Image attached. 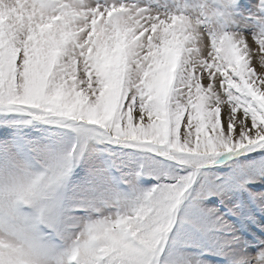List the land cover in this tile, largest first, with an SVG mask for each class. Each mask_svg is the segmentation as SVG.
Instances as JSON below:
<instances>
[{"label": "snow or ice", "instance_id": "1", "mask_svg": "<svg viewBox=\"0 0 264 264\" xmlns=\"http://www.w3.org/2000/svg\"><path fill=\"white\" fill-rule=\"evenodd\" d=\"M234 2L212 11L207 0H0V115L129 148L110 153L118 175L108 179L157 181L128 197L64 193L39 207L33 230L75 237V264H208L209 254L264 264V222L253 218L259 235L250 247L227 219L232 208L204 204L234 178L193 188L220 155L264 149V0L250 14V35L228 27L240 23ZM46 149L13 133L0 159ZM252 169L239 187L264 176V157ZM18 216L9 201L0 227L15 231ZM0 264L16 260L0 254Z\"/></svg>", "mask_w": 264, "mask_h": 264}, {"label": "rangeland", "instance_id": "2", "mask_svg": "<svg viewBox=\"0 0 264 264\" xmlns=\"http://www.w3.org/2000/svg\"><path fill=\"white\" fill-rule=\"evenodd\" d=\"M256 2L257 0H237L235 9L240 23L229 25L230 30L239 31L244 35H250L254 31V25L249 17L255 10ZM26 119L30 118L11 114L8 117L0 115V142L5 141L13 133H17L27 140L49 148L75 145L76 152L64 187L66 195L117 194L121 197H128L157 183L148 175L139 176L131 185L108 179L109 176L118 175L112 167L113 158L110 153L128 154L132 152L129 148L120 149L119 146L97 143L95 139L84 137L81 133L67 127L43 124L38 121L18 125L13 123L14 120ZM259 157H264V149H241L236 154H222L215 163L205 164L199 169L196 183L193 185V188H196L201 184L219 183L220 179L227 176L234 178L221 196L210 197L204 201V204L219 206L222 212L225 211V206L232 208L235 215L230 214L227 219L232 224L234 233L240 235L241 242L247 243L250 247L256 243L255 237L259 235V229L253 223V218L256 222H264V197L253 200L250 194L264 193V176H260L254 183L244 185L243 188L239 187L236 181L252 174V162ZM159 160H161L160 157H157L155 161L148 160L147 165L153 167ZM163 164L164 166L175 165L177 171L186 167L175 161L164 160ZM203 259L208 261V264H223L222 258L218 255H205Z\"/></svg>", "mask_w": 264, "mask_h": 264}, {"label": "clouds", "instance_id": "3", "mask_svg": "<svg viewBox=\"0 0 264 264\" xmlns=\"http://www.w3.org/2000/svg\"><path fill=\"white\" fill-rule=\"evenodd\" d=\"M182 2L193 7L199 0ZM219 3L220 0H207L212 11ZM236 3L237 0L233 7ZM72 152L73 146L47 147L17 156L10 163L0 159V207L11 201L19 210L15 231L0 227V254L5 261L11 254L16 264H75L71 252L75 237L60 242L47 229L32 228L39 207L65 193ZM86 229L87 224H82L80 232Z\"/></svg>", "mask_w": 264, "mask_h": 264}]
</instances>
